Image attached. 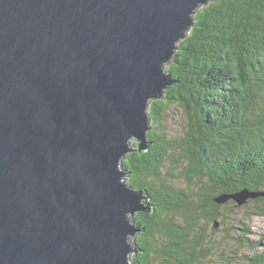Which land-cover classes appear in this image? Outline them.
<instances>
[{
  "label": "water",
  "instance_id": "95a60500",
  "mask_svg": "<svg viewBox=\"0 0 264 264\" xmlns=\"http://www.w3.org/2000/svg\"><path fill=\"white\" fill-rule=\"evenodd\" d=\"M212 1L0 0V264H135L151 207L124 160Z\"/></svg>",
  "mask_w": 264,
  "mask_h": 264
},
{
  "label": "trees",
  "instance_id": "16d2710c",
  "mask_svg": "<svg viewBox=\"0 0 264 264\" xmlns=\"http://www.w3.org/2000/svg\"><path fill=\"white\" fill-rule=\"evenodd\" d=\"M167 71L173 85L150 104L157 125L148 133L150 148L134 150L124 160L128 183L151 207L135 216L142 232L134 239L133 259L135 264H234L233 257L224 262L221 246L216 252L219 244L208 238L203 223L225 222L222 205L215 202L219 196L264 193V0H213L201 8ZM169 105L184 111L185 134L178 143L160 132ZM176 146L179 177L165 178ZM252 202L250 212L264 217V198ZM240 225L230 229L231 238L234 229L242 232L230 244L251 256L234 254L246 264H264V236L250 240L246 224Z\"/></svg>",
  "mask_w": 264,
  "mask_h": 264
},
{
  "label": "rangeland",
  "instance_id": "374dc122",
  "mask_svg": "<svg viewBox=\"0 0 264 264\" xmlns=\"http://www.w3.org/2000/svg\"><path fill=\"white\" fill-rule=\"evenodd\" d=\"M159 125L161 127L160 132L164 131V133L167 134L169 140L176 143L180 142L185 134V116L183 109L177 105H169L164 107ZM156 127V124L153 125L152 122H150L149 131L155 129ZM133 144H137V142L134 141ZM135 150L138 152L139 148L136 147ZM181 162L182 159H180L178 147L176 146L175 150L171 151L168 157V167L170 168L164 169V177L168 178V173L172 175L174 174L175 176L179 177V172L182 167ZM125 179L128 181L127 176L125 177ZM253 204L254 203L250 199L243 207H237L235 204L231 205L230 207H227L226 204L222 205L220 213L222 215V219L225 221L224 223H222L223 225H220V221L217 222L218 224L213 222H202L204 228L206 229L205 231L207 232L206 234L208 238L210 237L212 241H216V244H219V247L217 246L219 249L216 252L221 253V249L224 251V262L231 261V258L233 257V260L235 261L234 264H246V261L244 262L238 255L234 254L235 250H238L239 255L251 256V253L248 249H239L232 246L234 245L233 238L239 236V234L242 233L240 229H234V237L231 238L229 236V232L230 229L233 228V226L237 228L241 227L240 224H246L247 228L244 227V230L250 231L251 234H249L248 236L249 239L253 241L258 240L259 238H262L264 236V217L254 216L252 212H250L254 209ZM134 219L135 216L132 217V221H134ZM132 238L133 239L131 240V242L133 244V242L135 241V237ZM157 239L158 241H160L159 238ZM231 239L232 245L230 244ZM158 241L156 242V246L159 245L157 244ZM154 242L155 241H152L153 245H155Z\"/></svg>",
  "mask_w": 264,
  "mask_h": 264
},
{
  "label": "bare ground",
  "instance_id": "6f19581e",
  "mask_svg": "<svg viewBox=\"0 0 264 264\" xmlns=\"http://www.w3.org/2000/svg\"><path fill=\"white\" fill-rule=\"evenodd\" d=\"M126 158V157H125Z\"/></svg>",
  "mask_w": 264,
  "mask_h": 264
}]
</instances>
